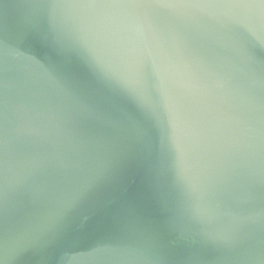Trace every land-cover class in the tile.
<instances>
[{
    "label": "water",
    "instance_id": "water-1",
    "mask_svg": "<svg viewBox=\"0 0 264 264\" xmlns=\"http://www.w3.org/2000/svg\"><path fill=\"white\" fill-rule=\"evenodd\" d=\"M0 264H264V0H0Z\"/></svg>",
    "mask_w": 264,
    "mask_h": 264
}]
</instances>
